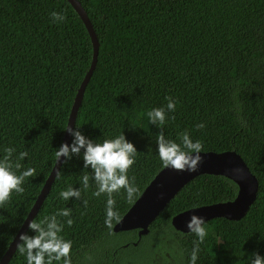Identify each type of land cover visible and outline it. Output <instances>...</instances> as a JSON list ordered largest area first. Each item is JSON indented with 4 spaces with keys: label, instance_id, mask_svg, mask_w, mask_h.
Returning a JSON list of instances; mask_svg holds the SVG:
<instances>
[{
    "label": "trees",
    "instance_id": "1",
    "mask_svg": "<svg viewBox=\"0 0 264 264\" xmlns=\"http://www.w3.org/2000/svg\"><path fill=\"white\" fill-rule=\"evenodd\" d=\"M78 1L100 50L75 127L98 142L123 133L138 152L128 172L138 187L135 199L113 194L119 221L164 168L156 135L179 142L187 131L202 152L236 151L259 181L243 219L207 222L197 264H248L253 253L264 256V0ZM53 11L65 20L54 21ZM92 60L90 35L67 0H0V155L5 147L26 151L22 165L36 169L22 194L0 204V260L55 166ZM168 97L175 112L163 127L151 124L148 111L166 106ZM199 123L205 127L197 129ZM85 171L92 170L84 169L80 155L65 160L34 219L72 210L74 223L62 233L72 241V264H188L195 237L177 231L173 217L238 194L226 177L198 176L140 239L138 230L115 233L119 221L105 226L106 197L92 195L94 183L82 188L78 177ZM69 185L81 190L80 199L59 198ZM9 264L26 260L17 250Z\"/></svg>",
    "mask_w": 264,
    "mask_h": 264
},
{
    "label": "clouds",
    "instance_id": "2",
    "mask_svg": "<svg viewBox=\"0 0 264 264\" xmlns=\"http://www.w3.org/2000/svg\"><path fill=\"white\" fill-rule=\"evenodd\" d=\"M51 17L56 22L65 20L63 13L53 11ZM166 106L152 108L148 111V119L151 124L163 127L168 119V114L176 110V101L168 97ZM205 125L199 123L197 129H203ZM81 126L71 128L66 126L63 130L69 132L73 137L71 144L63 143L54 152L56 163L64 158L71 160L73 155H80L83 160L84 169L91 168V173L85 171L78 177L84 190L89 189L90 182L94 183V197L104 195L105 218L104 224L111 229L113 222L119 221V215L115 210L113 194L121 191L128 201L135 199L138 187L135 178L128 175L129 169L134 165L137 149L123 133L112 138L103 139L101 142L88 138L80 130ZM179 142L165 136L163 132L156 135V154L164 168L178 171L196 172L203 160L201 156L202 144L199 140L193 141L187 131L178 137ZM152 149L149 148V152ZM15 154V155H14ZM28 156V152L21 151L16 154L15 147H5L0 155V204L6 203L13 194H22L25 189L24 182L36 173L34 167H24L21 163ZM233 171L239 175L241 170ZM60 174V171L57 172ZM81 190L69 185L59 192V198L68 201L72 197L81 198ZM87 206V200H84ZM64 218V219H61ZM74 223L72 210L64 207L55 213L45 216L40 220L29 222V229L35 235L21 233L20 243L17 249L25 257L26 264H72L71 252L72 241L62 234L64 227H71ZM207 222L203 216L193 214L187 222V228L195 239L192 241L188 264H197L201 253V245L204 244L208 235ZM248 264H264V256L253 253L248 257Z\"/></svg>",
    "mask_w": 264,
    "mask_h": 264
},
{
    "label": "water",
    "instance_id": "3",
    "mask_svg": "<svg viewBox=\"0 0 264 264\" xmlns=\"http://www.w3.org/2000/svg\"><path fill=\"white\" fill-rule=\"evenodd\" d=\"M80 16L93 44V60L89 71L87 72L78 92L71 110L68 125L75 128L78 112L82 106L86 88L94 74L98 62L100 43L95 33L93 25L78 0H67ZM67 125V126H68ZM72 136L66 131L63 143H71ZM203 157L196 172L178 171L171 168H163L146 187L141 196L136 200L129 211L114 226L115 233L138 230V236L141 239L150 232V227L158 216L165 210L172 199L194 178L201 175L223 176L233 181L238 187V194L233 201L212 204L193 208L182 212L172 219V226L179 232L188 233L187 222L195 214L203 216L206 222L217 218H225L230 221H239L243 219L250 207L255 202L258 191L259 181L252 173L242 156L236 151H227L222 153L201 152ZM65 159L55 163V166L43 186L31 212L23 223L8 250L0 260V264H9L14 257L17 244L20 243L21 233L27 234L29 222L33 221L38 215L44 204L51 188L56 180L57 172L61 170ZM240 169L241 173L237 175L233 169ZM137 245V244H135Z\"/></svg>",
    "mask_w": 264,
    "mask_h": 264
}]
</instances>
